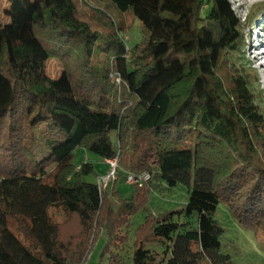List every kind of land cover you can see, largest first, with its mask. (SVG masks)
Instances as JSON below:
<instances>
[{"label": "trees", "instance_id": "obj_1", "mask_svg": "<svg viewBox=\"0 0 264 264\" xmlns=\"http://www.w3.org/2000/svg\"><path fill=\"white\" fill-rule=\"evenodd\" d=\"M6 1L0 264H83L101 229L125 238L121 229L150 182L128 184L125 198L113 184V202L108 185L82 180L93 168L72 164L76 147L116 157L113 182L146 171L169 187L191 186L182 210L196 212L197 228L172 221L175 211L147 217L131 264H231L213 218L222 201L264 238V117L245 78L226 70L243 29L233 3L110 0L141 22L140 42L128 47L127 26L104 10L84 11L81 0ZM50 60L61 66L57 76ZM148 239L168 243L169 257L145 248Z\"/></svg>", "mask_w": 264, "mask_h": 264}, {"label": "rangeland", "instance_id": "obj_2", "mask_svg": "<svg viewBox=\"0 0 264 264\" xmlns=\"http://www.w3.org/2000/svg\"><path fill=\"white\" fill-rule=\"evenodd\" d=\"M229 1L233 3L234 9L243 21V29L237 53L230 57V67L226 70L229 72L233 69L234 73H239L245 78L253 93L254 102L261 116L264 117V0ZM6 2V0H0L1 23L8 21L1 12ZM81 7L84 11L89 8L104 10L112 14L117 23L120 22L127 26L122 36L128 47L140 42L141 22L128 12L120 13L110 0H81ZM47 70L49 75L57 76L61 71V66L57 60H50L47 64ZM261 129L264 131V123H262ZM84 162L91 163L93 168L91 173L82 176L84 181L97 183L98 179L108 171L106 163L98 155L83 147H76L73 151L72 164L78 167ZM147 182H150L151 189L147 194L145 203L129 217L121 229L122 235H125L123 241L120 242L117 238L110 239L106 230L101 229L95 237L83 264H131L130 257L138 237L137 233L146 222L147 217L156 218L165 212L175 211L172 221L187 223L191 229L197 228L196 212L186 214L182 210L188 201L191 186L177 183L175 186L169 187L163 180H156L151 177L144 183ZM113 184L117 190L116 196L119 198L131 195L130 185L118 181L111 182L108 184V192L113 202L117 201L116 198L111 197ZM52 216L57 221L63 219V216L58 213H53ZM213 218L222 228L219 236V251L229 256L231 264H264V238H262L259 229L241 225L233 217L229 205L223 201L217 204ZM143 233L140 239L146 235L145 232ZM107 242L110 243L106 250ZM143 243L145 248L160 254L165 250L166 258L170 255L168 243L149 239ZM160 264H164V262Z\"/></svg>", "mask_w": 264, "mask_h": 264}, {"label": "built area", "instance_id": "obj_3", "mask_svg": "<svg viewBox=\"0 0 264 264\" xmlns=\"http://www.w3.org/2000/svg\"><path fill=\"white\" fill-rule=\"evenodd\" d=\"M115 81L119 82L118 76H115ZM104 162L107 165L108 171L97 181V185L100 190L106 187L109 183L117 179V168H118L117 158L116 157L107 158V159H104ZM150 177H151L150 174L146 171L139 172V173L125 172L124 182L127 184L141 185L145 181H147Z\"/></svg>", "mask_w": 264, "mask_h": 264}]
</instances>
